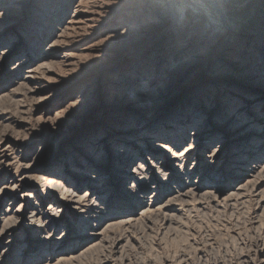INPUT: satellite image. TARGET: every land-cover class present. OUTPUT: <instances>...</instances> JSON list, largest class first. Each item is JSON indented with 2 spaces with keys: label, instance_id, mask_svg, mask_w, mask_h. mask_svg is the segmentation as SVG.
<instances>
[{
  "label": "rangeland",
  "instance_id": "374dc122",
  "mask_svg": "<svg viewBox=\"0 0 264 264\" xmlns=\"http://www.w3.org/2000/svg\"><path fill=\"white\" fill-rule=\"evenodd\" d=\"M263 170L264 0H0V264H264Z\"/></svg>",
  "mask_w": 264,
  "mask_h": 264
},
{
  "label": "bare ground",
  "instance_id": "6f19581e",
  "mask_svg": "<svg viewBox=\"0 0 264 264\" xmlns=\"http://www.w3.org/2000/svg\"><path fill=\"white\" fill-rule=\"evenodd\" d=\"M91 18V17H90ZM91 20V19H90ZM89 20V21H90ZM88 21V20H87ZM87 21H84V22H87ZM92 21V20H91ZM198 45H202V42H201V44H198ZM70 66V65H69ZM41 68H42V66H41ZM44 69V68H43ZM29 73H34V75H32V78H35V73H37V71H32V72H29ZM31 92H32V90H31ZM30 92V93H31ZM190 147V146H189ZM191 148V147H190ZM158 149H160L162 152H167V151H172L173 150V148H171V145H169V144H158ZM122 153H124V154H126L127 153V150L125 149L124 150V152H122ZM181 153V154H180ZM180 153L178 154V155H176V157L175 158H181L182 156H184V158L186 157V156H188L189 155V153H190V149H187L186 148V150H182V151H180ZM183 153V154H182ZM127 154H129V152L127 153ZM161 161V160H160ZM180 163V162H179ZM178 164V163H177ZM154 166V165H153ZM261 168V170H262V168L263 167H260ZM141 169V168H140ZM182 169V168H181ZM141 170H145V169H141ZM264 171V170H263ZM143 172H145V171H143ZM159 172V171H158ZM257 172V171H256ZM261 172V171H260ZM151 174V173H150ZM264 174V173H263ZM256 176H258V175H256ZM56 178V177H55ZM248 182V181H247ZM46 183H47V185L48 186H57V184L59 185V184H61V182H59V181H57V180H55L54 178H48V179H46ZM61 186V185H60ZM244 186V185H243ZM60 188V187H59ZM61 188H63V186H61ZM256 188V187H255ZM241 189V188H240ZM239 189V190H240ZM63 190V189H62ZM67 190H69V189H67ZM66 191V190H65ZM194 190H191V192H193ZM73 192V191H72ZM63 193V192H62ZM69 193V192H68ZM66 194V193H65ZM74 195H75V193H74ZM187 196H193V197H195V196H197V195H195V193L193 192V194H189V193H187L186 194ZM63 196V195H62ZM71 196H72V194H71ZM182 196V195H181ZM184 196V195H183ZM182 196V197H183ZM186 196V197H187ZM28 197V196H27ZM67 197V196H66ZM192 197V198H193ZM65 198V197H64ZM79 198V197H78ZM181 198V197H180ZM188 198H190V197H188ZM202 198V197H201ZM208 198V197H207ZM70 199H72V197L70 198ZM76 199V198H75ZM181 199H183V198H181ZM179 200V199H178ZM80 201H83L82 199L81 200H79V201H77L78 203L80 202ZM184 201V200H183ZM75 202V201H74ZM168 202V201H167ZM166 202V203H167ZM176 202H177V199H176ZM179 202H181V201H179ZM186 202H187V200H186ZM185 201H184V203H186ZM76 203V202H75ZM172 203V202H171ZM183 203V204H184ZM166 206H167V204H165ZM164 205V206H165ZM168 205H169V203H168ZM167 207H169V206H167ZM164 208V207H163ZM170 208V207H169ZM148 210H149V208H148ZM169 211V210H168ZM148 212V211H147ZM149 212H151L150 210H149ZM164 213V212H163ZM166 215V214H165ZM174 217V216H173ZM12 218V217H11ZM31 218V217H30ZM33 218V217H32ZM168 218H170L171 219V217H168ZM168 221V220H167ZM171 221V220H170ZM4 228V227H3ZM5 231V230H4ZM2 232V231H1ZM1 235H3V234H0V236ZM120 242V241H119ZM114 244V243H113ZM118 244V243H117ZM122 245V244H121ZM120 245V246H121ZM119 248H121V247H119Z\"/></svg>",
  "mask_w": 264,
  "mask_h": 264
}]
</instances>
